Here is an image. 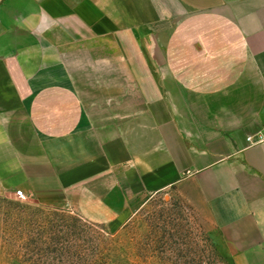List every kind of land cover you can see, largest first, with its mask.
Instances as JSON below:
<instances>
[{
	"label": "crops",
	"instance_id": "0c3cea01",
	"mask_svg": "<svg viewBox=\"0 0 264 264\" xmlns=\"http://www.w3.org/2000/svg\"><path fill=\"white\" fill-rule=\"evenodd\" d=\"M0 184L113 230L175 189L264 264V0H0Z\"/></svg>",
	"mask_w": 264,
	"mask_h": 264
},
{
	"label": "rangeland",
	"instance_id": "374dc122",
	"mask_svg": "<svg viewBox=\"0 0 264 264\" xmlns=\"http://www.w3.org/2000/svg\"><path fill=\"white\" fill-rule=\"evenodd\" d=\"M17 191L0 184V264H235L175 189L147 196L118 230L100 210L20 200Z\"/></svg>",
	"mask_w": 264,
	"mask_h": 264
},
{
	"label": "built area",
	"instance_id": "2783aa9c",
	"mask_svg": "<svg viewBox=\"0 0 264 264\" xmlns=\"http://www.w3.org/2000/svg\"><path fill=\"white\" fill-rule=\"evenodd\" d=\"M17 196L20 200H26L27 199V195L25 194V192L23 190H18Z\"/></svg>",
	"mask_w": 264,
	"mask_h": 264
}]
</instances>
